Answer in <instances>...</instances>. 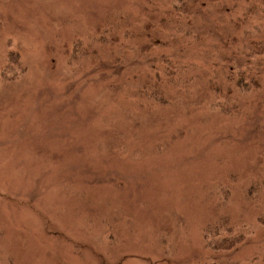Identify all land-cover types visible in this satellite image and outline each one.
<instances>
[{"label": "rangeland", "instance_id": "374dc122", "mask_svg": "<svg viewBox=\"0 0 264 264\" xmlns=\"http://www.w3.org/2000/svg\"><path fill=\"white\" fill-rule=\"evenodd\" d=\"M174 5L0 0V264H264V86L233 88V116L213 110L227 90L213 95L216 39L203 35L178 59L187 89L160 71V87L139 92L145 64L183 39L177 29L172 49L132 48L126 31L141 39L153 24L148 39L163 40ZM191 7L238 34L260 24L264 42V0ZM107 26L118 47L100 40ZM257 60L264 70V51ZM226 219L243 240L214 249L206 232Z\"/></svg>", "mask_w": 264, "mask_h": 264}, {"label": "trees", "instance_id": "16d2710c", "mask_svg": "<svg viewBox=\"0 0 264 264\" xmlns=\"http://www.w3.org/2000/svg\"><path fill=\"white\" fill-rule=\"evenodd\" d=\"M196 1L198 0H174L175 5L173 9L171 8V12L167 16V18L170 19L169 24L167 25L171 26L173 29L162 27L161 25L164 24H160L159 27L160 34H165L166 36H164L163 40L160 38V35L159 39L157 40L148 39L147 28H149L150 25L153 24H141L142 28H144L143 34L141 35V39L138 38L139 35L133 30L126 31V34H130L129 38H137V40L133 41L132 48H135L139 41L144 40L146 41L144 44L155 42V44L152 45L153 47L172 49L173 47L171 45V42L173 41L176 35V33L173 32L174 30H176L177 32L178 29V34L181 37V42L183 39L184 45L182 43H180L179 46L176 45L175 50L169 53V59H167L163 55L162 59H156L155 61L154 59L157 56H155L154 58H150V56L147 57V60L149 58L151 59V65L147 63L145 64V66H148L150 68V71L146 73V78H148V81L149 79L151 80L150 76H152L155 72L156 79L159 80V72L162 71V73L164 74L163 79L165 81L166 78L168 80L174 79V81H179V83H170L172 81H169L168 83L174 86H182L184 89H187L189 85V79L181 78V74H176L177 72H175V70L177 71L178 67L183 66V64H181L180 60L178 59L181 57L182 54H186L187 49L191 45L202 44L204 42L203 35H212L213 38L216 40L212 52L209 55L212 57L213 60L218 59V62H216L217 66L214 71V75L209 78V82L213 86V95H215L216 92L220 91L223 87L227 90L225 102L228 103V106L224 105L225 102H220L219 100H217L215 103H212L211 108L224 115L233 116L238 112V105H231V102L229 100V98L232 97V94L236 93L233 88H236L238 91L242 92L240 94L241 96L245 95L246 92H257V90H259L262 85L264 86V70L261 69L263 63L257 60L258 56L261 55L264 51V42L261 39H257V35L259 34L261 27L260 24H252V27H249L248 29H243L241 34L237 33V30H240V24H231L230 27L221 29L218 24H209L207 20V7L205 8V11L203 10V8H199L197 11H195L194 9L196 8L191 7ZM209 1L210 0H200V2H202L204 6ZM260 1L263 5V0ZM228 13L230 14L231 12L229 11ZM258 14H260V12H258ZM191 15L193 17L200 16L208 24L205 22L201 24V30L194 28L193 24H191V22L189 21V17ZM222 18H226L225 13ZM116 19L117 17L114 18L111 24H119L115 23ZM174 21H179V24L175 23ZM127 22L128 20L126 21V19H124L122 25L125 26ZM181 22H185V24H180ZM107 27L108 28L105 29L103 28L100 40L104 43L114 44L118 47V44H116L115 40L116 35L113 33L115 28H113L112 26ZM187 39H189L190 42H188ZM144 44L138 45V48L142 49V51L148 52L146 48L149 49V47L143 46ZM120 50L125 51V48L120 47L117 52L119 53ZM161 53L164 54L167 52ZM163 61L165 67L163 64H161V62ZM119 64L120 63L116 61V63H114V67H119L121 65ZM122 67L123 66L121 65L119 68H117L118 70L116 69L117 73H119L118 71L122 69ZM170 68L173 70L168 71ZM7 71L8 69L6 67L5 72ZM5 72H3L4 75L8 74ZM148 81L143 84L142 90H140L139 92H144L145 89L147 90L148 87V90L153 92L155 88L160 87L159 82L157 86L152 80L151 81L153 83L151 82L150 84L148 83ZM165 81L161 82L164 83ZM184 83H186V85H181ZM160 89L164 91L162 88ZM154 93L156 94V98H158L157 94H159V91H156ZM154 93H152L151 95H153ZM166 97L167 96H165V98H163V100H161L160 102L152 103H167L168 99ZM206 235H210L213 237L214 243L212 247L214 249H230L243 240V235H241L234 226L230 225L227 219L219 220L218 222H216L211 228L208 229ZM208 241L209 243H211V238Z\"/></svg>", "mask_w": 264, "mask_h": 264}]
</instances>
